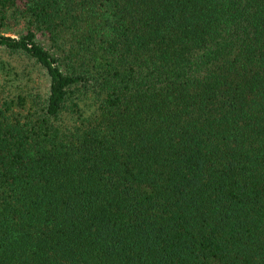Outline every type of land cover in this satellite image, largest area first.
Instances as JSON below:
<instances>
[{
  "label": "trees",
  "instance_id": "16d2710c",
  "mask_svg": "<svg viewBox=\"0 0 264 264\" xmlns=\"http://www.w3.org/2000/svg\"><path fill=\"white\" fill-rule=\"evenodd\" d=\"M0 51V264H264V0H0Z\"/></svg>",
  "mask_w": 264,
  "mask_h": 264
},
{
  "label": "rangeland",
  "instance_id": "374dc122",
  "mask_svg": "<svg viewBox=\"0 0 264 264\" xmlns=\"http://www.w3.org/2000/svg\"><path fill=\"white\" fill-rule=\"evenodd\" d=\"M0 63L6 65V73L0 69V80L7 83L6 86L12 92L21 89L32 90L45 94L47 89V78L44 73L31 61L17 56H8L0 51Z\"/></svg>",
  "mask_w": 264,
  "mask_h": 264
}]
</instances>
